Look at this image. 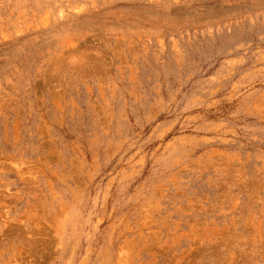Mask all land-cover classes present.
Wrapping results in <instances>:
<instances>
[{
  "label": "rangeland",
  "instance_id": "rangeland-1",
  "mask_svg": "<svg viewBox=\"0 0 264 264\" xmlns=\"http://www.w3.org/2000/svg\"><path fill=\"white\" fill-rule=\"evenodd\" d=\"M0 264H264V0H0Z\"/></svg>",
  "mask_w": 264,
  "mask_h": 264
}]
</instances>
